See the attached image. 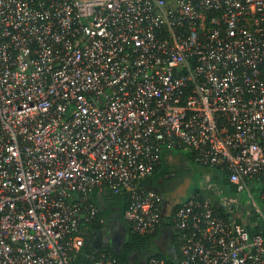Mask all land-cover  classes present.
I'll return each mask as SVG.
<instances>
[{
  "label": "built area",
  "instance_id": "2783aa9c",
  "mask_svg": "<svg viewBox=\"0 0 264 264\" xmlns=\"http://www.w3.org/2000/svg\"><path fill=\"white\" fill-rule=\"evenodd\" d=\"M172 150L264 205V0H0V264H72L104 190L136 234L170 217L146 264H264V219L138 185Z\"/></svg>",
  "mask_w": 264,
  "mask_h": 264
},
{
  "label": "rangeland",
  "instance_id": "374dc122",
  "mask_svg": "<svg viewBox=\"0 0 264 264\" xmlns=\"http://www.w3.org/2000/svg\"><path fill=\"white\" fill-rule=\"evenodd\" d=\"M171 157L165 159V176H159V185L165 197L172 203L184 199L191 191L205 196L214 206L233 221L250 224L264 219V205L259 193L251 190H228L230 195H220L223 192L219 181L224 173L216 169L204 167L186 157L185 151L172 150ZM226 188V187H225ZM228 188V187H227Z\"/></svg>",
  "mask_w": 264,
  "mask_h": 264
},
{
  "label": "trees",
  "instance_id": "16d2710c",
  "mask_svg": "<svg viewBox=\"0 0 264 264\" xmlns=\"http://www.w3.org/2000/svg\"><path fill=\"white\" fill-rule=\"evenodd\" d=\"M182 151H184V150H182ZM165 154H164V156H165ZM185 154L189 160L193 161L192 156L189 152L185 151ZM164 156L162 157L161 162L154 168L152 173L150 175L140 179V181L138 182L139 186L152 188L155 191L159 192L161 195H164L166 193V192L163 193L164 188L162 189L160 187L159 181H158L159 176L163 177L167 174V170L164 167V163H165L164 160L166 159ZM213 169H216V168H213ZM216 170L224 173L223 178L220 179V181H219L220 185H222L221 188L228 187L229 190L237 191L235 186L228 180V173L225 170H221V169H216ZM252 190L259 193L257 188H253ZM106 192H107V195H103V192H100L99 194H97V191L93 192V194H92L93 201L98 208V212L96 214L97 215L96 221L94 223H92L88 228H90L89 234L91 235L95 230L101 229L105 226L106 221H107V217H108V213L110 211L109 210L110 207L103 208L101 206V201H99V199L100 198L106 199V197H111L112 200L114 201V204H116L119 207V216L117 218L126 227V230L128 231L127 238H126L125 243L123 245V252L121 254H117L113 250L106 249L112 255V257L115 259L114 264H126L127 263V260H126L127 253H129L131 250H133L135 247H137L139 243H145L148 245H155L156 243L159 242L158 237L162 234V232H165V235L170 237L171 240L173 241L172 242L173 243L172 252H170L169 254L166 255V254L162 253L159 249H154L150 253H154L158 257L164 258L169 263H172L174 261L173 257L179 256V253H180L179 252V246L176 243L177 232H176V229L173 227V223H172L170 217H168V216L164 217V219L161 222V225L158 226L152 233L145 234V235L136 234L130 230L129 226H127V224L123 220V214H124L125 208H126L127 203H128L127 201H128L129 192L121 191L117 194H113L110 191H106ZM97 195H99V196H97ZM187 195H198L200 198H206L205 196L200 195L196 191H191ZM220 195H223V192H221ZM210 204L212 205L214 210L216 212H218V209L214 206V204L212 202H210ZM178 206H179L178 204L174 205L173 210L176 209ZM219 213L222 216L227 217L225 214H223L221 212H219ZM100 219H103V221L100 222L99 221ZM239 222H241V221H239ZM241 223H243V225L250 232H258V231L263 230V222L262 221L256 222V223L253 222V224H250L248 222H241ZM95 251H96L95 247L91 246L90 244H85L84 246H82L80 251L74 257L72 264H91V255L93 253H95ZM150 253H149V255H150Z\"/></svg>",
  "mask_w": 264,
  "mask_h": 264
},
{
  "label": "flooded vegetation",
  "instance_id": "af4514ba",
  "mask_svg": "<svg viewBox=\"0 0 264 264\" xmlns=\"http://www.w3.org/2000/svg\"><path fill=\"white\" fill-rule=\"evenodd\" d=\"M179 201L180 200L176 202L178 203ZM177 203H174L173 205H176ZM109 207L110 211L105 226L101 229L95 230V232L89 235L85 243L90 244L96 249H109L117 254H121L123 252V245L127 238L128 231L117 218L119 216V207L114 203ZM117 222H120V225H117ZM121 226H123V229ZM172 242L171 238H162L155 245L139 243L137 247L127 253L126 264H133L129 260V256L133 258L136 264H145L149 253L154 249H159L162 253L167 255L173 250Z\"/></svg>",
  "mask_w": 264,
  "mask_h": 264
},
{
  "label": "crops",
  "instance_id": "0c3cea01",
  "mask_svg": "<svg viewBox=\"0 0 264 264\" xmlns=\"http://www.w3.org/2000/svg\"><path fill=\"white\" fill-rule=\"evenodd\" d=\"M164 157L166 159H168V158L171 157V154L170 153H166V155ZM228 190H229V188H227V187L224 188L223 189V195H230ZM105 192H106V190L103 191V195H107V192L106 193ZM97 196H99V195H97ZM180 200H182V199H180ZM99 201H101V206L103 208L109 207V206H111L114 203V201L112 200L111 197H106V199L100 198ZM162 238H166L167 239V238H170V237H168L167 235H164Z\"/></svg>",
  "mask_w": 264,
  "mask_h": 264
},
{
  "label": "water",
  "instance_id": "95a60500",
  "mask_svg": "<svg viewBox=\"0 0 264 264\" xmlns=\"http://www.w3.org/2000/svg\"><path fill=\"white\" fill-rule=\"evenodd\" d=\"M116 224H117V225H120V222H117ZM121 227H122V229H123V226H121ZM85 244H87V243H85ZM129 260H130L133 264H136V263L134 262L133 258H131V256H129Z\"/></svg>",
  "mask_w": 264,
  "mask_h": 264
}]
</instances>
